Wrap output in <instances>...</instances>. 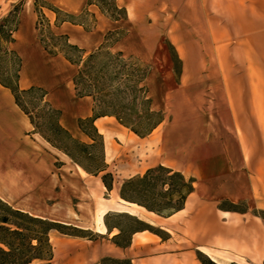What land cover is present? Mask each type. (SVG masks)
<instances>
[{
  "label": "crops",
  "instance_id": "obj_1",
  "mask_svg": "<svg viewBox=\"0 0 264 264\" xmlns=\"http://www.w3.org/2000/svg\"><path fill=\"white\" fill-rule=\"evenodd\" d=\"M18 1H23V5L18 13V25L10 45L15 51V48L22 50L21 54L16 51L21 59L17 81L19 89H27L33 85L44 88V100L60 111V125L73 137L90 140L78 127V119L93 115L92 96H77L71 77L60 83L55 76L46 77L42 81L29 80L27 71L30 60L38 57L39 62L41 61L39 53L30 56L26 52L35 32L37 16L34 0H0V3H8L11 7ZM46 1L68 17L79 16L83 12L89 13L93 25L86 29L81 21L64 20L54 25L55 12L43 8V14L51 26L58 33L65 34L69 43L84 51L96 49L105 40L107 31L122 24L108 16L94 0ZM114 1L125 8V20H129L137 13H134L133 4L128 7L127 3H139L144 0ZM184 3L183 14L174 13L168 35L180 60L181 73L178 79L181 82L206 83L213 95L228 97L225 82L231 79L224 73L225 61L218 56L216 46L224 40L225 19L232 20L231 18L244 12L252 16H262L264 6L261 5H264V0H184ZM180 24L185 28L184 34L178 32ZM129 37V33L122 36L111 43L109 48L118 51L129 49L126 46ZM183 43L189 44L187 50ZM148 50L150 51L147 53L151 57H158V53L162 55L157 59L155 66H158V69L164 67L167 72L160 74V79L175 81L176 78L168 70L171 64L163 47L156 44ZM50 57L53 60L49 61L50 64H60L62 60L72 66L60 55ZM232 112L227 106L216 108L201 118L194 116L190 131L179 137L175 129L179 128L181 123L175 121L159 134L154 128L144 137H139L132 131H124V128L108 115L96 116L93 124L103 137L105 163L116 160L121 155L122 167L131 169L135 165L132 156L137 155L139 151L132 152L128 142L137 138L145 143L143 150L138 149L140 153L143 151L144 166L140 171L129 174L162 165L192 180L193 189L186 197L182 209L166 217L170 222L173 223L176 218L194 208L187 226L201 235L202 242L209 243L208 249H218L214 248L213 244L224 245L225 250H229L228 253L234 257L232 261L237 264H264V217L260 215V211H264V186L258 184L257 161L252 151L246 155L240 139L234 143L227 138L235 126ZM56 160H59L61 165L55 168ZM65 160L75 168H68L66 171ZM89 175L92 174L84 171L66 154L34 132L27 115L15 104L10 90L0 85V198L13 208L33 216L63 224L86 222L90 225L83 228H90L94 224L93 218H96L97 223L98 216L93 212L91 192L84 185L83 178ZM75 195H85L83 198H88L83 200L86 203L83 210L87 208L91 211V220H88L90 216L87 213H81L72 202L68 203L66 200L67 197ZM100 220L103 222L102 217ZM102 227L106 229L104 223ZM206 248L204 249L207 252L204 253L211 260L221 258V255L216 256Z\"/></svg>",
  "mask_w": 264,
  "mask_h": 264
},
{
  "label": "rangeland",
  "instance_id": "obj_2",
  "mask_svg": "<svg viewBox=\"0 0 264 264\" xmlns=\"http://www.w3.org/2000/svg\"><path fill=\"white\" fill-rule=\"evenodd\" d=\"M94 2L108 16L119 20L122 24L107 31L104 35L105 40L96 49L84 51L76 45L74 46L77 49L68 46L71 43L68 42L67 36L58 33L51 26L43 14V8L55 12L54 25L64 20L81 21L86 29L93 25L89 13L83 12L79 16L68 17L46 0H34V11L37 16L35 32L26 52L30 56L39 53L41 61L39 62L38 57L30 60L27 71L29 80L42 81L46 77L55 76L60 83L71 77L74 89V80L76 82L75 93L91 94L96 112L111 116L124 128V131L128 132L132 127L142 131L161 120L155 127V132L159 134L175 121L181 123V126L175 129L179 137L190 131V123L194 120V116L201 118L206 113L215 111L216 108L229 106L233 111L235 126L227 138L234 143L240 139L246 155L252 151L257 161L258 184L264 186V15L252 16L244 12L245 15L237 14L231 18L232 20L225 19L224 40L215 44L218 46V56L225 61L224 73L228 74L231 80L225 82L228 97H221L213 95L206 87V83L181 82L178 79L181 73L180 60L175 54L174 47L171 46L168 35L174 13L176 12L177 15L180 12L182 15L184 12V0L128 2V7L133 4L134 13H137L129 20H125V8L114 0H94ZM22 5L23 1L13 3L11 7L8 3H0V79L2 80L13 81L19 76L21 65L19 54L22 50L15 48L18 54L11 48L9 41L10 38L13 41V33L18 25V13ZM38 20L40 24L37 28ZM14 27L15 30L11 32ZM136 32L139 34L137 35ZM178 32L184 34L183 25L178 28ZM128 33L130 37L126 46L129 49L118 51L109 48L111 43ZM156 44L163 47L165 56L171 64L168 70L176 78L175 81L160 79V74L167 72L164 67L158 69V66H155L157 59L162 55L158 53V57H151L147 53L150 51L148 49ZM183 44L187 50L189 44ZM44 45L49 50L59 52L56 55L62 56L72 66L62 60L60 64L56 62L50 64L49 61H53L50 55H53L44 48ZM63 53H67L75 63L69 62L62 55ZM42 89L45 91L44 88ZM41 94L40 90H36L25 97L24 101L36 125L40 129H46L55 119V114L45 100L41 99ZM132 139L128 142L130 150L139 152L132 156L135 165L131 169L122 167L121 155L116 160L106 163L107 171H110L114 177L112 191L108 192L103 187L99 178L102 172L95 177L89 175L83 178L84 185L91 192L94 202L93 212L98 216L97 223H95L96 218L91 216L90 210L87 208L83 210L86 206L83 200H88L83 198L85 195H80V198L76 195L66 198L68 203L72 202L81 213L83 211L87 213L90 216L88 220L93 218L94 224L86 229L83 228L89 224L86 222L65 224L68 225L65 231L76 235L52 230L50 232L53 251L51 264H99L102 257L128 259L130 264H209V261H213L204 253L207 252L205 247L210 250L209 243L202 242L201 235L191 231L187 226L194 208L172 223L165 216L119 198L118 190L121 182L132 176L142 175L147 170L129 174L143 169L145 159L143 151L140 153L138 150H143L144 141ZM80 140L90 142L86 138ZM69 147L76 150L72 144ZM93 151L99 155V145H96ZM64 163L66 171L68 168L70 170L75 168L68 160ZM60 165L59 160L54 162L55 168ZM183 177L189 180L188 177L184 175ZM155 182L156 189L170 190L171 184L176 183V180L161 175ZM107 212L112 213L107 221L114 226L109 232L103 229V222L100 220ZM260 215L264 217V211H260ZM142 228L145 229L140 230ZM212 246L218 249L210 251L216 256L221 255V258H216L214 263L237 264L232 261L234 257L228 253L229 250H225L224 245Z\"/></svg>",
  "mask_w": 264,
  "mask_h": 264
},
{
  "label": "trees",
  "instance_id": "obj_3",
  "mask_svg": "<svg viewBox=\"0 0 264 264\" xmlns=\"http://www.w3.org/2000/svg\"><path fill=\"white\" fill-rule=\"evenodd\" d=\"M54 11L57 12V10ZM39 24L40 21L38 20L37 28ZM15 27L11 32L15 30ZM9 42H12V38H10ZM68 46L77 49L74 45L68 44ZM44 48L52 55L59 53L47 49L45 45ZM62 55L69 62L75 63L67 53H63ZM17 78L18 76H16L13 81L0 79V85L10 90L15 104L27 115L33 125L34 132L39 133L51 146L62 151L87 173L98 175L102 172L99 176L100 181L106 191H111L114 177L110 171H107V164L104 161L103 137L97 132L93 124L96 116L106 114L97 113L94 107L92 116L78 119V127L90 139V142H84L73 138L68 130L60 125V111L53 108L45 101L55 114V119L49 123L46 129H40L33 120L31 111L24 101V98L34 91L40 90L42 93L41 99L44 100L45 91L35 86H31L27 89H19ZM74 85L76 89L75 80ZM76 95L83 96L91 94L76 92ZM160 121L161 120H158L142 131L133 127L130 128V130L137 136L144 137L149 134ZM70 144H72L76 150L70 148ZM96 145L100 147L99 155L93 151ZM161 175L176 180V183L171 184L170 190L156 189L157 184L155 181ZM192 189L191 179L185 180L180 172L173 171L162 165H157L148 168L142 175L132 176L123 180L119 186L118 196L126 202L142 206L147 211L167 217L182 209L186 197ZM111 214L112 213L107 212L103 216V223L108 232L114 227L107 221V218ZM66 227H68V225L33 216L25 211L13 208L0 198V264H51L53 251L50 242V232L56 230L62 234L76 235V233L65 231ZM144 229L145 228H142L140 230ZM99 264H130V261L128 259L102 257L99 260ZM209 264L216 263H214V261H209Z\"/></svg>",
  "mask_w": 264,
  "mask_h": 264
},
{
  "label": "water",
  "instance_id": "obj_4",
  "mask_svg": "<svg viewBox=\"0 0 264 264\" xmlns=\"http://www.w3.org/2000/svg\"><path fill=\"white\" fill-rule=\"evenodd\" d=\"M124 201V200H123ZM126 202V201H125ZM127 203H130V202H127Z\"/></svg>",
  "mask_w": 264,
  "mask_h": 264
}]
</instances>
